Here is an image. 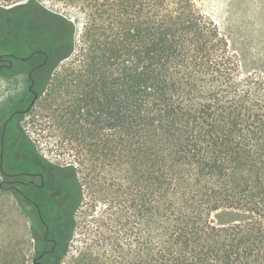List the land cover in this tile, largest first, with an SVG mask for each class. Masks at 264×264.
<instances>
[{"label":"trees","instance_id":"trees-1","mask_svg":"<svg viewBox=\"0 0 264 264\" xmlns=\"http://www.w3.org/2000/svg\"><path fill=\"white\" fill-rule=\"evenodd\" d=\"M20 1L0 54L47 60L1 129L0 264H264V63L197 0ZM39 140L70 160L55 243L7 183L53 163Z\"/></svg>","mask_w":264,"mask_h":264},{"label":"rangeland","instance_id":"rangeland-1","mask_svg":"<svg viewBox=\"0 0 264 264\" xmlns=\"http://www.w3.org/2000/svg\"><path fill=\"white\" fill-rule=\"evenodd\" d=\"M26 1L22 0L20 3H25ZM41 1L49 8L63 11L62 7L57 3L53 4L50 0ZM197 1L203 11L211 16L221 29L228 34L233 47L244 54L249 63H264V0ZM42 59L43 56L38 55L33 57L27 65H16L10 72L4 71L0 73V134L3 122L10 113L15 100L21 96L25 98L31 96L28 73ZM23 120L26 121V118ZM32 136L36 135L32 133ZM37 143L41 153L48 160L62 169L66 168L70 162L68 158L59 156L55 149H52L45 140H39ZM10 202L13 205L14 221L20 218L28 226L29 220L18 205L16 198L11 196ZM85 207L86 204H83L78 213L80 214Z\"/></svg>","mask_w":264,"mask_h":264},{"label":"flooded vegetation","instance_id":"flooded-vegetation-1","mask_svg":"<svg viewBox=\"0 0 264 264\" xmlns=\"http://www.w3.org/2000/svg\"><path fill=\"white\" fill-rule=\"evenodd\" d=\"M38 55H42L43 59L34 68H38L46 62L47 54L44 51L38 49L32 50L29 46H25L23 51L0 54V73L4 71L10 72L16 65H27L33 57ZM33 69L28 73L30 81L35 78V71L32 72ZM30 72H32V74H30ZM29 91L32 94L33 91L31 89H29ZM18 112L21 111L14 110L7 115L3 122L2 130L9 120H13L16 117V113ZM4 163L0 155L1 180H4L3 174L9 173L8 167ZM64 174L62 168L52 163L48 166H40L26 171L24 178L14 177L11 181L7 182L8 186L14 192L22 194L21 198H16L18 205H23V208L30 211L35 218L38 234L48 243H55V239L53 237H48L47 233L44 234L43 229L47 228L48 230L49 227L57 225V220L61 221V218L66 213L65 208L67 206L65 200L62 198L60 189L66 179ZM56 215L58 218L56 220L52 219V217Z\"/></svg>","mask_w":264,"mask_h":264},{"label":"water","instance_id":"water-1","mask_svg":"<svg viewBox=\"0 0 264 264\" xmlns=\"http://www.w3.org/2000/svg\"><path fill=\"white\" fill-rule=\"evenodd\" d=\"M30 74H32V72H30ZM29 89H31V86H29ZM36 97V94L34 93V98ZM33 102V100H32Z\"/></svg>","mask_w":264,"mask_h":264}]
</instances>
